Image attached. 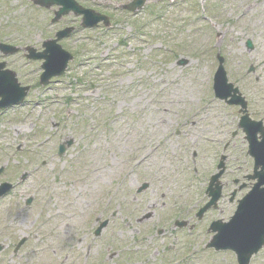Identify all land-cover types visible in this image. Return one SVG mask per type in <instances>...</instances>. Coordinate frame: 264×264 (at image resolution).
I'll use <instances>...</instances> for the list:
<instances>
[{
	"label": "rangeland",
	"instance_id": "1",
	"mask_svg": "<svg viewBox=\"0 0 264 264\" xmlns=\"http://www.w3.org/2000/svg\"><path fill=\"white\" fill-rule=\"evenodd\" d=\"M33 1L0 0V44L19 49L0 53V63L29 87L21 105L0 111V184H13L0 199V264H102L109 242L151 246L144 232L203 197L220 154L230 176L251 172L238 108L211 87L219 53L249 115L264 119V0H144L135 13L121 9L133 0H77L108 17V27L93 28L73 13L52 23L57 7ZM67 27L59 44L73 58L40 85L42 62L27 60L26 49L40 52ZM96 219L109 220L98 238ZM207 243L205 260L190 264H235ZM252 264H264V253Z\"/></svg>",
	"mask_w": 264,
	"mask_h": 264
},
{
	"label": "water",
	"instance_id": "2",
	"mask_svg": "<svg viewBox=\"0 0 264 264\" xmlns=\"http://www.w3.org/2000/svg\"><path fill=\"white\" fill-rule=\"evenodd\" d=\"M35 4L44 7H50L54 4L60 5L61 9L55 14L53 21L58 20L62 15L69 11L75 14H82V26L94 27L101 20L107 24V18L94 14L91 10L80 8L74 0H35ZM143 0H133V2L124 9L135 11L141 8ZM70 29L60 31L56 34L53 40L45 41L42 45L43 51L37 53L34 49L28 48V55L25 56L31 60H43L41 65L42 74L40 76V84L49 83L51 78L61 76L72 56L65 52L57 42L63 37L70 34ZM249 50L252 49L251 42L247 41L245 45ZM0 51L4 54H14L18 49L0 44ZM218 68L213 79V89L215 97L220 100H225L229 105H239L241 117L239 127L246 134V139L249 142V151H247L255 161L254 175L252 178H257L258 182L254 185L252 191L239 202L235 217L226 225L220 222L213 224L214 231L218 234L213 237L210 246H215L217 249H232L237 253L239 264H248L252 254L256 253L264 244V132L261 130L260 123H255L249 120L246 115V102L239 93L238 89L228 83L226 73L223 67V59L217 55ZM4 63H0V109L12 107L22 104L24 101L28 87H20L15 74L11 71L3 70ZM228 99V100H227ZM260 133L262 141H256V134ZM71 145V141L66 143ZM65 151V145L59 147V155ZM260 170L258 171V169ZM0 169V173L2 172ZM218 176L214 177L216 179ZM262 186V188H261ZM12 186L8 183L0 184V197L4 196ZM215 196L211 203L215 202ZM30 203V200L27 202ZM208 205L205 207V210ZM204 211V210H202ZM201 211V213H202ZM200 213V214H201ZM21 243L18 245L20 246Z\"/></svg>",
	"mask_w": 264,
	"mask_h": 264
},
{
	"label": "flooded vegetation",
	"instance_id": "3",
	"mask_svg": "<svg viewBox=\"0 0 264 264\" xmlns=\"http://www.w3.org/2000/svg\"><path fill=\"white\" fill-rule=\"evenodd\" d=\"M264 126V119L260 120ZM234 133L231 134L233 137ZM224 151L226 147L223 148ZM196 157V155H193ZM227 158L225 154H220L219 160L216 163V173H219L221 169H218L220 162L224 164V171L221 173L220 177L214 181V190L212 197L217 198V202L210 205L208 211H205L203 214L199 215L200 209H203L209 202L211 198H206L205 191L203 192V197L200 200H197L194 205H186V207H181L178 211L172 209L171 217L163 221V224L159 222L157 229H150L148 232H144V236H150L151 246H143L140 242H132L122 247L113 246L109 241V244L106 246V253L100 258L102 259V264L108 263L109 261L116 259L119 260L122 264H153L159 262L160 264H165L167 261L176 259L177 263L180 264H190V260L196 258V263L203 257L204 241H207L208 250L214 254H226V256H234L235 264H237L236 253L232 249L217 251L214 247H210V243L213 240L215 233L213 231V224L216 222H221V224H229L232 218L235 215L238 202L243 199V197L249 193L253 186V181H249L248 178L243 175L241 178L232 177L227 173ZM247 162L253 164L252 159L247 157ZM227 173V174H226ZM211 178L208 180V184ZM149 184L145 183L136 188V194H141L148 188ZM208 186V185H207ZM207 188V187H206ZM205 196V197H204ZM227 204V211L220 210L219 208L221 203ZM217 211V218H211L208 220V223H205L209 216V212ZM115 214H112L114 217ZM152 215V212H146L135 219V223H141L149 219ZM106 225L102 229L105 230L109 224V220H105ZM170 223V224H167ZM96 225L99 224L97 219L95 222ZM167 224V225H166ZM168 225H170L168 227ZM173 226L174 230L170 234L172 238L168 239L166 234V229ZM154 228V226H153ZM95 231V230H94ZM101 231V233H102ZM137 232H140L136 230ZM95 235L94 232H92ZM99 234V236L101 235ZM97 236V237H99ZM96 237V236H95ZM163 240H159V239ZM113 248V249H112ZM191 250V251H190ZM264 253V245L261 249L253 256H251L249 264L256 259H258L260 253ZM229 254V255H228ZM87 260V257L85 261ZM175 260V261H176ZM205 260V259H204Z\"/></svg>",
	"mask_w": 264,
	"mask_h": 264
}]
</instances>
